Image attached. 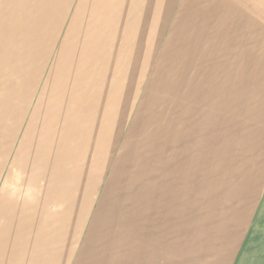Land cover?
Returning <instances> with one entry per match:
<instances>
[{
  "label": "rangeland",
  "instance_id": "1",
  "mask_svg": "<svg viewBox=\"0 0 264 264\" xmlns=\"http://www.w3.org/2000/svg\"><path fill=\"white\" fill-rule=\"evenodd\" d=\"M52 1L8 92L6 192L69 197L105 240L206 244L239 187L216 183L255 146L264 0Z\"/></svg>",
  "mask_w": 264,
  "mask_h": 264
},
{
  "label": "crops",
  "instance_id": "2",
  "mask_svg": "<svg viewBox=\"0 0 264 264\" xmlns=\"http://www.w3.org/2000/svg\"><path fill=\"white\" fill-rule=\"evenodd\" d=\"M50 8L56 9L54 1L0 0V171L2 155L7 153L8 92L13 95L24 89V51L40 38L41 9ZM25 41L31 44L24 46ZM245 105L253 107L254 115H250L256 130L250 137L255 146L246 147L248 160L239 172L233 155L225 178L216 183L239 187L231 194L232 202L224 201L230 204L229 210L217 209L202 216L206 244L121 243L89 235L85 210L57 205V201H72L69 197L57 199L56 194L44 193L33 199L29 194H9L7 180L0 177V264H264V82L256 85ZM15 111L11 120L20 122L17 108ZM12 127L17 130L18 125ZM211 177L216 182L214 170ZM220 211V224L207 220Z\"/></svg>",
  "mask_w": 264,
  "mask_h": 264
}]
</instances>
